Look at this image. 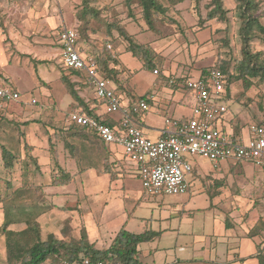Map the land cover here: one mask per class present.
Here are the masks:
<instances>
[{"label": "crops", "instance_id": "crops-1", "mask_svg": "<svg viewBox=\"0 0 264 264\" xmlns=\"http://www.w3.org/2000/svg\"><path fill=\"white\" fill-rule=\"evenodd\" d=\"M24 2L9 3L8 0H0V16L3 19L0 20V29L4 27L5 33L11 37L15 34L27 37L34 33L47 35L43 41H40L42 46H33L28 43V47L22 46L25 48L23 52H29L31 48L35 49L34 53L39 62L49 68L47 72L52 70L54 61L58 63L57 68L54 67L57 71L54 80L62 84L60 80L62 70L59 64L61 47L57 42L58 38L55 39L57 40L54 43L55 46L49 45L52 40L48 38L49 31L47 30L51 27L52 15L44 9L43 2L33 3V6L26 5L27 0ZM182 5H179L177 9H180ZM70 12V26L72 27L74 10ZM61 21L59 31L63 27H68L63 22L62 15ZM193 23L188 25L190 28L181 27L177 31H173L169 25L168 27L160 25V33L141 32L139 25L138 27L127 25L128 31L130 26L133 27L129 33L138 42H148L155 52L156 56L150 67L145 66L129 51H126L124 41L114 40L106 43L111 45V50L117 60L115 68L120 70L116 80H108L109 86L115 90L122 105H133L139 100H144L147 104L150 102L149 98H136L137 95L145 93V89L140 88L134 77L136 71L149 69L153 72L157 69V75L163 77V70L169 69L171 75L166 81L173 78L178 82L176 85H169L173 90L171 93L159 89L150 94L156 104L151 102L145 113L132 114V124L141 127L145 135L150 138L160 135L166 119L183 121L191 115L195 104L194 95L183 85L182 80L195 78L189 73L196 74L198 77L202 75L206 65L204 62L207 50L204 42L195 37L202 29L195 31ZM186 36L192 37V40ZM183 39L192 45L193 50L195 49L194 56L196 57L186 61L169 60L172 53L180 51ZM81 46H77L81 54L91 53L87 47ZM200 53L204 56L198 60L197 55ZM186 56L192 57L189 51ZM184 64L189 75L184 72L180 75L174 74L183 71ZM43 79H47L46 76ZM73 80L76 82V90L82 103L75 101L62 84L65 93L62 90L61 93L56 94V99H51L47 93L45 100H31L33 104H36L37 109L28 110L23 104L19 108H7L5 113L7 120L16 119L21 124L18 125L17 130L12 129L13 127H10L12 125H0V144L6 145L14 156L24 157L25 161L35 160L38 164L46 161L50 166L45 180L40 173L29 172L31 176L27 182L28 185L32 184L34 188H38L44 200L41 202L43 205L39 204L35 207L36 213L29 215L26 213L21 221L35 217L43 233L53 232L66 239L79 238L84 229L89 241L99 249L109 247L121 230L134 234L153 233L150 239L138 245V255L142 264H145L143 258L145 254L151 255L152 251L169 249L174 251L172 259L165 258L164 262H158V264H264V207L261 206L260 200H254L248 209L251 211L249 213L252 214L253 220L249 223H242L240 228H235L234 222L223 221L218 219L219 216H214L217 218L213 221L191 216L181 204L166 200L163 195L169 194L146 195L137 174V165L132 161H127L129 159L124 156L121 146L115 143H105L87 129L69 125L70 123L67 122L66 114L73 108H80L82 111L86 108L97 119L112 125L118 123L121 116L118 112L112 114L104 112L102 101L96 98L93 88L88 86V83L86 84L85 78L73 77ZM156 85L157 82L153 81L152 89ZM13 89L18 91L17 88ZM234 89L229 94L224 93L223 98L227 103V111L223 114L219 127L231 140L237 141L238 139L245 142L250 138L251 127L254 124L264 126V123H261L264 122V117H259L257 123H247L248 138L245 139L244 129L237 122L238 117L231 109V102L237 100L235 99L237 92L235 86ZM25 101L29 104L30 100L26 98ZM26 110L29 112L26 113ZM44 118L45 125H41ZM211 164L214 169L222 168L226 164L231 167L235 164H242V162L226 159L217 163L211 162ZM87 172H91V179L86 180L81 189H75L76 194L83 195L81 199L70 205H60L55 202L49 204L48 200L61 199L67 194L71 195L72 192L64 190V187ZM197 174V167L193 165L189 179L193 180ZM218 175L219 179L225 178L222 172ZM27 183L18 185L13 179L11 183L13 188H11L13 190L18 189V186L28 188ZM55 186L63 189L56 191ZM262 194L264 196V187ZM255 209H257L256 212H254ZM116 219L118 221L113 234H117L109 242H105L100 236L99 229L105 223H111ZM98 243L102 246H98Z\"/></svg>", "mask_w": 264, "mask_h": 264}, {"label": "rangeland", "instance_id": "rangeland-1", "mask_svg": "<svg viewBox=\"0 0 264 264\" xmlns=\"http://www.w3.org/2000/svg\"><path fill=\"white\" fill-rule=\"evenodd\" d=\"M15 1L18 3H25L24 1L26 0H8L9 3ZM161 1L166 4V0ZM254 1L258 4L257 15L259 20L261 24L264 25V0ZM42 2L44 9L52 15L51 27L49 26L50 29L47 30L49 31L48 38L52 40L49 45L52 47L56 45L54 44L57 41L55 39L58 38L59 24L62 22L61 15L63 22H65L68 27H71L70 10H74L75 14L76 10L81 7L82 0H27L26 5L30 4L33 6V3ZM90 2L102 11L100 19H95L91 22V25H94L92 28L94 29V27H96V34L84 40L88 44L83 41L81 42V44L84 45L85 48L87 47L90 51H92L94 47H97V42H101L100 40L104 37L106 32V25L111 21H122L133 27H138L139 25L140 29L143 28L144 23L140 17L139 7L136 5V0H132L131 3L130 9L132 11V16L128 14L123 0H91ZM207 3L208 0H200L198 7L195 9L196 12L189 7L188 1L183 2V5L178 10L175 9V7H171L169 15L173 22L168 21L166 23L173 31H177L181 27L183 29L190 28L188 25L192 22H194L193 25L198 23V13H201L204 16L207 10ZM222 4L224 9L229 10L226 22H220L214 19L210 20V26L206 27L207 29L198 28V30H202H200V33L195 36L199 41L204 42L203 44L207 48L206 59L204 62L206 65L204 69L215 65L219 55L224 57L225 54H228L232 59L240 57L241 36L239 34V28L241 25V18L239 12L235 9L237 1L222 0ZM0 20H3L1 16ZM75 25H78V21L73 18L72 27ZM131 26L130 29L133 28ZM200 26L201 25L197 24V27ZM0 31V84L5 83L12 88H17L20 94L19 101H10L5 104L4 107L0 108V125H12L10 127L16 129L18 125L21 124L16 119H14V121L7 120L5 116L7 108H19L23 104L28 110L30 108L37 109L36 104H33L31 100H45L47 93L48 97L56 99V94L61 93L64 88L60 81L54 80L57 75L55 68H57L58 63L56 64L54 61L52 63V70L50 69V71L47 72L49 68H47L46 65H43L42 62H39L36 53H34L36 52L35 49L31 48V51L23 52L25 51V48H22V46L28 47V43L33 46H40V41H43L44 37H47V35L34 33L27 37L26 35L15 34L11 37V35L9 36L5 33L4 27H1ZM183 37L185 38V36ZM186 37L188 38L189 36ZM185 39H183V45L178 52L179 54L177 53V50L171 54L169 60L173 59L174 62L186 61L196 57L194 56L195 49L193 50L192 45L188 44ZM189 40H192V37H189ZM15 45L19 47V49ZM250 49L254 52L262 51L264 55V37L258 36L253 38L250 42ZM188 51L192 57L186 56ZM197 56V59L200 60L203 58L204 54L200 53ZM182 72L188 74V69L185 68V64L183 65V71L181 70V72L179 71L174 74L180 75ZM189 74L198 78L196 74ZM162 75L163 77L153 74L149 69L136 71L134 77L137 79L140 88L145 89V93L137 95L136 98H149L150 102L148 105L151 104V102L155 105L156 103L152 100L150 94L159 89H163V91L165 90L168 93L173 92L170 87L171 84L166 81L167 77L171 75L169 69H164ZM44 76H46L48 80H44ZM38 81L41 82L38 83ZM153 81L157 82V85L152 89L151 83ZM234 85L237 90L235 98L237 100L231 102V109L238 117V120H236L242 125L245 132V139H247V123H257L256 121L259 117H264V83L252 86L245 92V94L239 93L242 89L239 82H236ZM232 90H235L234 87ZM26 98L27 100H30L28 101L29 104H26ZM28 112L29 111L26 110V113ZM228 115L229 113L227 114V117ZM44 122H46L45 118L41 121V125H45ZM237 141L239 140L237 139ZM45 156L47 158V155ZM23 158L24 157L20 158L18 155H15L14 166L10 172H7L3 169L0 156V223L4 219H10L17 221V226L21 225V219L25 214L27 213L29 215L31 213H36L35 207L42 204L41 202L44 200V196L39 192V189L34 188V185L32 184L28 185L27 182L31 176L29 172L31 173L32 171L34 174L40 173V175L43 176V180H45L47 178L45 176H47L46 174L50 170L49 163H46L45 161L38 164L35 160L29 159L27 162ZM190 159L192 164L197 167L198 171L196 178L193 180L189 179L190 175L187 176L188 181H191L189 184L190 189L184 194L163 195L166 200L175 204H181L191 216L205 218L209 221H213L214 218H217L214 216H219L218 219L234 222L233 225L235 228H240L242 223H249L253 220L252 214L249 213L251 211H248V209L252 206L254 200H260L261 206L264 207V196H262V189L264 187V169L260 166L252 162H242V164H235L231 167L226 164L222 168L213 169L211 162L206 158L194 155ZM127 161L130 162V160ZM60 162L62 163V161ZM91 172H87L82 176L77 177L75 181H71L66 187H64V190L72 192L71 195L67 194L61 199L48 200L49 204L55 202L60 205H70L77 202L78 199H81L83 195L80 193L76 194L75 189H81L82 184H84L86 180L89 181V178L91 179ZM221 172L222 175L225 176L223 179L218 178V173ZM92 173L95 174L94 172ZM13 179L18 185L27 183L28 188L18 186V189L13 190V187L11 186ZM54 189L56 191H61L63 188L55 186ZM256 210L257 209H255L254 212H256ZM117 221L118 220L116 219L113 223L111 222L112 224L105 223L104 226L100 227L99 233L102 240L109 242L115 237L117 233L113 234V229L117 226ZM105 244L107 245L108 243ZM97 245L102 246L101 243H98ZM173 254L174 251L171 249L157 250L152 251L151 255L145 254L143 258L145 264H158V262H164L165 258L171 260ZM4 261L5 251L3 248L2 237L0 236V264H3Z\"/></svg>", "mask_w": 264, "mask_h": 264}, {"label": "built area", "instance_id": "built-area-1", "mask_svg": "<svg viewBox=\"0 0 264 264\" xmlns=\"http://www.w3.org/2000/svg\"><path fill=\"white\" fill-rule=\"evenodd\" d=\"M61 47L59 64L64 68L80 71L97 99L103 103L106 114L120 113L115 125L101 122L80 108L66 114L68 123H74L94 133L105 143L122 147L124 156L137 165V174L146 195L184 194L189 189L187 176L193 164L191 157L199 155L213 163L232 159L252 162L264 169V126L251 127V136L245 142L233 141L219 127L227 111L225 101V77L210 67L198 78H186L183 85L193 93L195 104L191 115L183 121L165 120V126L156 138L145 135L141 127L132 124V114H143L149 109L144 100L133 105H122L119 96L109 86L99 69L98 62L77 49V31L74 27H63L58 33ZM110 49L111 45L107 44ZM157 74V70H153ZM169 84L176 85L173 78ZM19 92L7 84H0V108L10 101L19 100ZM61 264H120L111 260H92L88 257L66 259Z\"/></svg>", "mask_w": 264, "mask_h": 264}, {"label": "trees", "instance_id": "trees-1", "mask_svg": "<svg viewBox=\"0 0 264 264\" xmlns=\"http://www.w3.org/2000/svg\"><path fill=\"white\" fill-rule=\"evenodd\" d=\"M90 1L82 0L81 7L74 14L75 20L78 21V25L74 26L77 31V46L82 45V41L87 43L84 40L96 34V27L93 29L94 25H91V22L101 17V9L92 5ZM123 1L128 14L132 16L130 9L132 0ZM136 1L140 17L144 23L141 32L150 31L152 33H160V25L168 27L166 22H173L169 15L171 7L177 9L183 2L188 1L189 7L195 11L200 2V0H166L165 4L161 0ZM236 1L235 9L239 12L241 18L239 28L241 36L240 57L232 59L228 54H225L224 57L218 54L217 63L210 66L219 69L223 73L225 77V92L227 94L231 92L236 82L241 84L240 94H245L254 85L264 83L263 52H254L250 49V42L253 38L264 37V25L261 24L257 15L258 4L254 0ZM206 8L204 16L198 13L197 24L201 26L197 27V24L194 25V30L209 27V21L213 19L226 22L229 10L224 9L222 0H208ZM127 25V23L118 22L117 20L108 23L104 37L101 38V42H97V47H94L90 53L98 62L99 69L107 80H116L117 74L120 72L119 69L115 68L117 60L111 48H107V42H113L114 40L124 41L125 50L129 51L147 67L151 66L156 56L148 42H138L129 33L126 29ZM82 46L84 47V45ZM210 67L203 69L202 74ZM61 70L60 80L66 92L75 101L82 103L73 77L80 79L85 77L76 69L61 66ZM85 82L87 84V81ZM83 110L93 116L88 109L84 108ZM101 122L112 125L106 121ZM69 125L79 126L74 123ZM0 156L3 169L10 172L14 166L15 156L3 144H0ZM16 223L17 221L10 219H4L0 223V236L2 237L5 251L3 264H61L63 260L79 259L81 257H88L92 260H111L120 264H142L138 255V245L147 241L153 235V233L149 232L134 234L121 230L109 247L99 249L89 241L84 229H82L79 238L66 239L59 237L53 232L43 233L35 217L21 221L19 226Z\"/></svg>", "mask_w": 264, "mask_h": 264}]
</instances>
